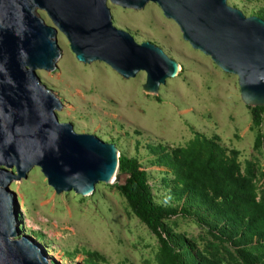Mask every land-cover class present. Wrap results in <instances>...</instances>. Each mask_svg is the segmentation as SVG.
Here are the masks:
<instances>
[{
  "label": "rangeland",
  "instance_id": "obj_1",
  "mask_svg": "<svg viewBox=\"0 0 264 264\" xmlns=\"http://www.w3.org/2000/svg\"><path fill=\"white\" fill-rule=\"evenodd\" d=\"M226 1L246 16L264 19V0ZM107 6L113 25L139 43L160 46L177 62V73L156 91H147L144 70L126 79L103 61H78L57 30L61 52L56 67L36 73L62 103L56 111L58 120L72 123L78 133L115 144L118 154L135 158L146 172L153 200L185 209L164 220L178 252L185 247L179 236L199 260L243 264L232 240L221 234L210 212L186 201L173 168L160 162L152 148L185 147L195 134L210 138L226 157L235 159L240 171L251 178L258 199L264 200V112L255 125L254 106L241 99L237 76L191 47L155 2L132 9L107 0ZM36 13L52 25L44 10ZM257 135L262 143H256ZM114 184L99 181L88 195L73 190L56 194L40 167L33 166L25 179L9 184L17 196L20 234L33 237L59 264H169L158 238Z\"/></svg>",
  "mask_w": 264,
  "mask_h": 264
},
{
  "label": "water",
  "instance_id": "obj_2",
  "mask_svg": "<svg viewBox=\"0 0 264 264\" xmlns=\"http://www.w3.org/2000/svg\"><path fill=\"white\" fill-rule=\"evenodd\" d=\"M109 1L132 9L155 2L191 47L237 76L246 104L264 105L263 18L246 16L226 0ZM57 30L78 61H103L126 79L144 70L147 91L175 75L177 62L160 46L139 43L112 24L107 0H0V264H59L33 237L20 234L17 196L9 184L25 179L33 166L56 194L88 195L99 181L124 182L115 144L59 121L62 103L36 73L56 67Z\"/></svg>",
  "mask_w": 264,
  "mask_h": 264
},
{
  "label": "trees",
  "instance_id": "obj_3",
  "mask_svg": "<svg viewBox=\"0 0 264 264\" xmlns=\"http://www.w3.org/2000/svg\"><path fill=\"white\" fill-rule=\"evenodd\" d=\"M264 105L252 107L253 122L259 125ZM257 135L256 143H262ZM158 160L172 167L180 191L186 201L203 207L214 218L221 234L228 236L243 264H264V200L258 199L251 178L243 174L235 159L225 156L218 143L195 134L185 147L168 151L157 145L152 148ZM118 170L126 174L115 187L125 197L132 212L155 234L160 250L169 264H218L207 257L199 260L182 237L185 247L178 252L164 220L183 212L153 200L146 172L135 158L119 154ZM258 247H254L257 246Z\"/></svg>",
  "mask_w": 264,
  "mask_h": 264
},
{
  "label": "bare ground",
  "instance_id": "obj_4",
  "mask_svg": "<svg viewBox=\"0 0 264 264\" xmlns=\"http://www.w3.org/2000/svg\"><path fill=\"white\" fill-rule=\"evenodd\" d=\"M178 65V64H177ZM176 65V70H175V75L177 73V69H178V66ZM57 258H59V256H56Z\"/></svg>",
  "mask_w": 264,
  "mask_h": 264
}]
</instances>
